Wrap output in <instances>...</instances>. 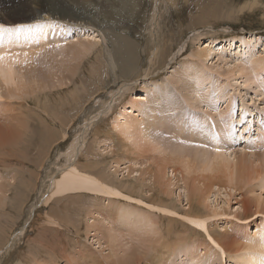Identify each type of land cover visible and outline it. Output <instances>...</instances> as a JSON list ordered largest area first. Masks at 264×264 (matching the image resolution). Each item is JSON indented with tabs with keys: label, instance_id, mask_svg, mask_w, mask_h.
Masks as SVG:
<instances>
[{
	"label": "rangeland",
	"instance_id": "rangeland-1",
	"mask_svg": "<svg viewBox=\"0 0 264 264\" xmlns=\"http://www.w3.org/2000/svg\"><path fill=\"white\" fill-rule=\"evenodd\" d=\"M51 1L47 0L46 12H43V17L60 20L59 17H56V14H61L59 13L60 8L55 3L51 5L49 3ZM58 1L56 0V2ZM69 2L78 12L80 21L71 23L64 20L66 22L62 24L65 27V31L61 37L65 35L66 39L60 41L55 39L53 41L58 35H52L54 38H50L51 42L44 47L45 49L39 50L35 58L30 61L31 70L27 72L24 62L16 64L13 75L6 82L3 81V86L0 87V104L9 105L10 107L8 108L10 111L8 109L0 110V123L6 121L4 119L6 115L16 116L21 111L22 116L19 115V119L16 121H24L29 127L26 130L27 133L19 138L20 141H26V143L19 146L13 141L11 144L0 147V153L3 151L6 153L3 158L4 160L0 159V173L5 175L7 168H10H6L5 166H13L14 164L13 167L17 170V179L15 178L13 182L15 184H10V192L7 191L3 196H0V202L3 201L0 203V248L10 242L14 237V233L24 226V234L16 237L17 239H14L3 251V254L0 255V264H34L35 262L45 264L46 261V264H52L53 260L51 259L56 260L55 264H73V261L70 263L65 262L62 256H66L69 253L77 255V251H83V247L86 246L87 250L91 252L86 253L83 251L84 254L80 257L81 260L77 257L81 264H106L107 261L105 259L109 255L104 254L109 253L113 244H110L103 235L97 234L94 231L86 234V224L90 223L87 219L86 211L89 207L92 208L91 204L98 205L97 209H99L103 217L108 216L106 223L104 221L102 223H105L107 226V222L109 221L110 226L114 229L111 233L116 236L114 238L115 247L131 251L135 249L133 247L137 248L139 246L140 251L144 250V259H146V256L147 259L149 258L147 264H161L163 262L161 260L163 254L165 256L163 260H169L163 264H233L232 261L226 258V255L220 256L213 242L197 227L187 224L182 218L183 216L177 214L172 216L160 211L157 207L151 208L149 205H157L164 208L167 204L165 208L174 210L179 214H184V210L189 205L190 209L200 210L206 213L208 217H211L208 220L211 227L209 229H212L217 236H222V233H224L226 236L223 238L228 236L234 240L241 238L235 240L239 243L242 241V238L245 239V236L250 233L252 234L260 225V219L264 217V213L260 211L257 213L253 210L254 207L264 205V82L260 80L261 78L264 79V63L262 61H257L256 63L253 59L248 61L247 56L248 54H252L250 48L253 49L254 46L256 55L264 53V0H172V3L169 1L168 8L165 6L160 7V12L162 13L160 21V27L163 29L162 34L172 33V36H167L164 40V44H166L165 48L168 46L172 50H168L170 53H168L169 55L164 59V62L157 63L154 67L152 66L150 74L148 73L146 79H141V77L143 75V68L147 67L150 51L153 49L149 20L155 0H69ZM7 10L4 12L0 11V13L6 17ZM65 17L68 18L69 15L66 14ZM85 19L89 23H84L83 20ZM104 22L114 26V29H111L112 33L115 32V34L120 36L124 35L126 38L133 39L132 41L136 42L139 46L136 63L137 69L131 71L134 72L132 74L131 72L126 74V77H122L118 70L114 73L110 67L109 50L111 49V45L106 35L101 31V25ZM0 23L8 25L4 21ZM200 24L206 25L199 26ZM70 26L72 28L69 30ZM91 27L95 29L94 32L98 35L97 38L100 36L102 40L99 41L100 43H95L94 50L92 49L89 53L91 55L88 54L87 56L77 58V61L81 63L75 61L76 59L73 60L71 54L69 56L65 51L60 50V48H64L69 44L72 45L77 39L81 41L83 38H86L84 30L88 31ZM198 27L200 29L199 32L194 34L198 31L195 30ZM230 38L235 39L234 46L230 50H228V46L222 48L221 51H224V53L222 52L220 60H218V55L214 53V49L207 59H200L193 54V50L208 48L206 45L210 40L220 42ZM73 39L74 41L69 43ZM239 39L244 40L245 43L251 41L249 45L252 43V47L248 46V44L247 46L245 45L247 51L241 56L244 59L239 61L242 66L247 67V70L243 71V73L235 70L232 72L233 63L231 61H233L232 59L236 60L240 54L239 50L243 51L244 48V46L240 45ZM67 43L69 44L67 45ZM45 55L55 57L52 59V63L44 59L43 56ZM171 56L172 60H169ZM157 61L159 62V60ZM65 66H67V71H65ZM71 66H74L76 69L74 73L71 72ZM184 66L188 67L189 76H181L185 75L182 73L184 72ZM249 67L256 71L257 76H254V71L250 70ZM178 68L179 70H176V73H174V69ZM22 69L25 71L24 74L22 73ZM181 70L183 71L180 72ZM228 71L232 72H229L231 76L227 75ZM194 73L201 74L200 76L197 74L196 77V75H192ZM249 73L253 76L251 84L244 81L245 76L249 75ZM74 74L75 76H73ZM258 74L260 75V79ZM168 75L169 77H167ZM179 76L182 79L180 77L179 82H177L178 78L176 77ZM134 78H139V83L129 85L125 89L126 91L120 94L112 104L110 108L111 113L109 111L105 114V117L101 116L94 121V125L85 136V147L83 154L79 157V163H81L80 165L83 170L94 174L104 183L114 185L123 194H127L132 198L137 197L135 199L140 202L123 197L106 196L103 194L101 196L84 191L80 194L69 193L59 196L57 199H50V202L48 201V204L44 206L41 200L49 185V178L55 172L57 166L63 163V153L66 150L67 144L73 140V132L76 134L81 130L84 120L95 114L110 100L111 96L115 93L116 86L114 87V85L118 82V85H120V83L128 82ZM255 79H258L262 86ZM145 82L152 87V90L142 99L143 109L140 107V116L138 118L141 121L140 123H145L143 124L145 125L144 129H146L144 130L146 136V140L144 141H147L148 146H143L141 149H136L135 147L131 149V146L130 148L126 146L121 135H117L113 130L110 131L108 129L114 123L112 120L118 115V110L124 108L123 105L129 98H136L135 95L138 97L141 85ZM196 84L199 86L196 87ZM256 84L260 88V91L263 90V93L259 91ZM189 85L192 89H190ZM7 88L14 90L15 96H17L15 97L16 100L11 97L9 99V96L12 95L7 94L9 93ZM198 88L201 89L202 93L206 92L209 94V98L208 96L205 98H208L207 101H204L203 95L200 94L201 92H199L200 89ZM256 89L262 96L258 97L255 94L257 92ZM153 93L156 94L154 95ZM18 95H22V98H19ZM74 95L77 98L72 99ZM198 96H201V98ZM149 98L151 99L149 100ZM156 98H161L162 101L157 102L159 100H156ZM147 99L149 102L152 101V103H148ZM4 100L6 101L5 103H3ZM144 102H146V105ZM170 102L171 104H169ZM124 106L125 108H129L126 105ZM147 106L153 109H149ZM165 106L167 108H163ZM165 117L169 119L165 120ZM146 120L150 122L147 123ZM161 120L164 122L159 123L158 121L161 122ZM65 121L68 122L65 123ZM225 125H227V128ZM7 126H12V122L0 124V136L4 135L3 133H7V131L5 132ZM17 127L15 126V128ZM100 129H103V131H100ZM22 130L25 131V129ZM106 144L110 145L107 147ZM10 146L14 147L13 151L17 148L19 151L27 153V157L25 156L23 159L18 160L10 150ZM150 146L157 147L158 149H153ZM100 147L104 149H101V151ZM36 150L39 151L38 156L31 157L30 154ZM42 151L44 154L45 152L47 154L44 155ZM179 154L184 157L187 156L186 162H188L182 161V157ZM174 156L179 158L176 159L177 164L172 161L175 160ZM33 157H35V160ZM254 157H257V160ZM241 158L244 160V163H241ZM87 160H93L95 166L93 167L92 164L87 165ZM239 160L240 164H244L245 168H242L243 166L239 164ZM117 161L121 167L128 165L130 168H133V170L131 169L132 172L126 175V173L121 174V172L114 171L112 164ZM2 162H4L3 165L1 164ZM19 162H23V168L15 167L19 165ZM167 164L176 166L175 168L179 167L180 171L176 170L175 175L174 173L171 174L172 168L164 170ZM257 170L260 172L259 174ZM162 175L164 176L161 177ZM216 176H221L219 185L222 187L217 186V183H213L214 180H218L219 178L215 179ZM229 180L232 182L231 185L234 184L233 186L227 183ZM165 181L166 183H170L167 188ZM211 182L214 186L209 187ZM198 183L201 187H204L203 192L201 187L198 188L200 186ZM192 187H194V190L195 187L199 189L198 196L192 195L194 191ZM161 189L164 191L168 189L169 193H167L169 195L163 193ZM13 194L14 196H12ZM199 194L205 197H199ZM197 197L199 201H197ZM163 200L165 204L161 202ZM243 200L252 204V207L247 210V214L245 213V215L241 207ZM199 203L201 204L200 206ZM107 206L109 209L113 208V211L117 209H120V212L125 211V215H130L131 224L123 220L124 217L115 218L109 212ZM61 209L64 211L62 212ZM32 211L35 213L33 212L32 214ZM103 213L105 214L103 215ZM138 216L141 219L144 217L146 223L142 222ZM49 217H54L59 224H51ZM113 218L115 219L112 220ZM172 218L175 221H172ZM138 219H140L139 221L143 225L139 222L137 223ZM183 223L194 229L195 233L186 230L182 225ZM136 228H139L144 233V238L141 236V240L131 239L130 237L129 233L141 232L140 230H136ZM39 233H42V235ZM145 233L149 236H145ZM240 234H242L241 237ZM34 236L38 237V239L45 237L49 241L46 242L47 248L41 247L38 250L39 256L38 253L36 255L30 251L33 250L31 246L33 243L30 244V240H36ZM90 239L94 242L97 240L96 242L98 243L96 244H100V249H98L102 253H99L100 251L91 243ZM144 241L146 243L148 241L147 245L149 246ZM221 241H226V238ZM50 242L52 245H50ZM138 243H141V245H138ZM165 246L169 247L165 249ZM146 252L151 253L146 255ZM227 252L232 254L231 251ZM152 253L155 254V259ZM190 253H193V255L191 256ZM204 253L207 254L205 255ZM33 255H35L34 257L37 261H34ZM156 255L159 256L157 257ZM189 255L192 260L190 257L188 258ZM159 257L161 261H158ZM89 258H91L90 261ZM48 260L50 261L48 262ZM87 260L89 263H87ZM97 260L100 263H96ZM101 260H103V263H101ZM155 261H158V263H154ZM138 264L142 263L139 262Z\"/></svg>",
	"mask_w": 264,
	"mask_h": 264
},
{
	"label": "bare ground",
	"instance_id": "bare-ground-1",
	"mask_svg": "<svg viewBox=\"0 0 264 264\" xmlns=\"http://www.w3.org/2000/svg\"><path fill=\"white\" fill-rule=\"evenodd\" d=\"M172 3V0H155V3L153 5V8H152V12H151V17H150V20H149V23H150V30H151V34H152V42H153V49H151L150 51V55L147 59V67H144L143 70H142V77L141 79H146V77H148V73L150 72V69L152 68V66L154 67L157 63H161V62H164V59H166L167 55H169L168 53H170L168 50H172V48H168V46H166L165 48V45L164 44V40L165 38L168 36H172V33H168V34H162V30L161 27H160V21H161V17H162V13L160 12V7H166L168 8L169 7V4L170 2ZM46 3L47 0H0V6H3V7H0V11H6L7 9V13L5 14L6 17H4V14H1L0 13V22H6L8 23V25H4L5 27H10V28H13L15 29L17 26H24L19 32H16V31H13L12 33H4V36H3V39L0 40V54H5V53H10L11 55L5 59L4 61L0 62V87L3 86V81H7L14 73V67L16 64L20 63V62H24L25 65H26V70L27 72H29L31 70L30 68V61H32L34 58H35V55L38 54L39 50H43L44 47H46L51 41L50 38H54V36L52 35H58L57 38L55 37L53 39V41H55V39H57V41H60L62 39H66L65 35L61 37V35L64 33L65 31V27L62 23L66 22L64 20H67L68 22H75V21H80L79 20V16H78V12L75 10V7L69 2V0H59L58 2H56V0H52L51 2H49L51 5L52 4H57L60 8L59 10V13L61 14H56V17H59L60 20H56L54 18H51V17H43V12H46ZM175 5V4H174ZM54 14V13H53ZM68 14L69 17L66 18L65 15ZM215 15V13H213ZM208 15V14H207ZM46 16V15H45ZM63 19V20H62ZM82 19V18H81ZM84 19V18H83ZM219 19V18H218ZM221 20V19H220ZM82 21V20H81ZM84 23H89L86 19L83 20ZM210 21V20H209ZM1 24V23H0ZM77 24V23H76ZM72 25V24H71ZM203 25H206V24H200L199 26H203ZM208 25V24H207ZM166 26V25H165ZM114 26H111L107 23L104 22L103 25H101V31L102 33H104L107 37V39L109 40V43L111 45V49L109 50V62H110V67L112 69V71L115 73L116 70H118L120 73H121V76L122 77H126V74H128L129 72L133 71L134 69H137V66H136V63H137V59H138V44L134 41H132L131 39H129L128 37L126 38V36L124 37V35L120 36L118 34H115L111 32V29L113 28ZM163 27V26H162ZM72 27L70 26V28H68L69 30L71 29ZM100 28V27H99ZM74 29V28H73ZM114 29V28H113ZM95 29H92V27L90 28V30L88 31H85L84 30V35L86 38H83V40L79 41V39L76 40V42H74L72 45L69 44L71 42L74 41L71 40L69 41V43H67L68 46H65L64 48H60L61 51H65V53L71 54V58L75 61H77V58H80L82 56H87L91 50L93 49L94 50V45L96 42H99L101 39V37L94 32ZM97 30V29H96ZM195 30H198L196 31L194 34H197L199 32V27L198 29L196 28ZM77 31V30H76ZM67 32V31H66ZM65 32V33H66ZM194 32V31H193ZM67 34V33H66ZM77 34V33H76ZM82 36V35H81ZM68 37V36H67ZM79 38V37H78ZM89 39H92V40H89ZM169 39V38H168ZM171 39V38H170ZM252 39V38H251ZM56 41V42H57ZM257 41V40H256ZM102 42V41H101ZM239 42H240V45L241 46H244L243 48V51L240 49L239 50V55L238 57L235 59H232L233 61H231L233 63L232 65V72L233 70L235 71H238L239 73H243V71L247 70V67H244L240 64L239 61H242V59H244L243 56L245 54V52L247 51L245 45L247 46H251L249 45V43H245L244 40L242 39H239ZM100 43V42H99ZM98 43V44H99ZM104 43V42H103ZM228 43V44H226ZM234 43H235V39L234 38H230V39H227V40H222L220 42H216V40H210L208 42V44L206 45L208 48H201L199 50H193V54L196 55L197 57H199L200 59H207V57L210 55L211 51L213 50L214 53H216V55H218V60H220V56L224 53V51H221L222 48L228 46V50H230L231 47L234 46ZM255 44V43H254ZM104 45V44H103ZM98 46V45H96ZM252 47V46H251ZM255 47V46H254ZM253 47L250 48L252 51L251 53L252 54H248L247 56V60L248 61H251L252 59L255 60L254 62L257 63V61H262L264 63V53H262V55H259L257 54L256 55V50L255 48ZM239 48V47H238ZM45 49V48H44ZM226 49V48H225ZM227 50V49H226ZM45 51V50H44ZM182 51V50H180ZM103 52V50H102ZM223 52V53H222ZM250 53V51H249ZM18 54V55H17ZM192 54V55H193ZM91 55V54H89ZM44 59H46V61H50V63H52V59H54L55 57L52 56V55H45L43 56ZM60 57V56H59ZM61 58V57H60ZM84 58V57H83ZM172 60V56L169 58V60ZM69 60H70V57H69ZM91 60V59H90ZM159 60V62L157 61ZM72 61V60H71ZM92 61V60H91ZM78 63H81L80 61H77ZM171 62V61H170ZM243 63V62H242ZM252 63V62H251ZM255 63V64H256ZM253 64V63H252ZM254 64V65H255ZM261 64V63H260ZM259 65V64H258ZM260 66V65H259ZM66 67V70L67 71V66ZM169 67V66H168ZM90 68V67H89ZM92 68V67H91ZM187 66H184L183 67V70L184 72H182L183 70H181L180 72L184 73L185 75H181V76H187L189 74L188 70H187ZM250 69V67H249ZM75 67L74 66H71V72L74 73L75 71ZM87 70V69H86ZM174 73H176V70L178 71V69H174ZM252 70V68L250 69ZM260 70V69H259ZM89 71V70H88ZM152 71V70H151ZM172 71V70H171ZM254 71V73L256 72L255 70H252ZM261 71V70H260ZM259 71V72H260ZM70 72V73H71ZM87 72V71H86ZM195 72V71H194ZM231 71H228L227 75L231 76V73H229ZM22 73L24 74L25 71L24 69H22ZM77 73V72H76ZM88 73V72H87ZM111 73V72H110ZM119 73V74H120ZM134 73V72H131V74ZM140 73V72H139ZM172 73V72H170ZM150 74V73H149ZM179 75V73H177ZM198 76H200L199 73H197ZM197 74H192L193 76L196 75L197 77ZM116 76V74H114ZM177 75V76H178ZM247 75V74H246ZM253 75V74H252ZM75 76V74L73 75ZM176 77L178 78L177 82H179V79L180 77ZM189 76V75H188ZM254 76H257V74L255 73ZM260 75L258 74V77ZM133 77V76H132ZM169 77V75L167 76ZM172 77V75H171ZM262 77V76H261ZM195 78V77H194ZM257 78V77H256ZM174 79V78H173ZM171 79V80H173ZM182 79V77H181ZM189 79V77H188ZM191 79V78H190ZM201 79V78H199ZM260 79V77H259ZM192 80V79H191ZM202 80V79H201ZM256 80V79H255ZM258 80V79H257ZM256 80V82H257ZM261 82L263 80L264 82V79L261 78L260 79ZM46 81V80H44ZM72 81V80H71ZM117 81V80H116ZM139 81V78H134V79H131L130 81L128 82H123V83H120L119 82L114 85L115 87V93L111 96L110 100L103 105V107L101 109H99L95 114H93L92 116H90L88 119L84 120L83 124H82V128L81 130H79L76 134L73 132V140L71 142H69L67 144V147H66V150L64 151L63 153V156H64V160H63V163H61L60 165L57 166L55 172L50 176L49 178V185L47 186V189L45 191V193L43 194V197H42V200H41V203L44 204V206L46 204H48V201L50 202V199H57V197L59 196H63V195H67L69 193H81V192H84V191H89L90 193H96V194H99L101 196L103 195H106V196H117V197H123L125 199H128V200H134V201H138L140 202L139 200H136L135 198H132L130 196H128L127 194H123L119 188L115 187L114 185L110 184V183H104L102 182L97 176H95L94 174L88 172V171H85L81 168V163H79V157L83 154V149H84V144H85V136L86 134L89 133V130L92 128V126L94 125V121L97 120V118L99 117H105V114H107L109 111H110V108L112 106V104L116 101L117 97L122 94L124 91H126L125 89L130 85H133L135 83H137ZM174 81V80H173ZM183 81V80H182ZM181 81V83H182ZM244 81H247L248 84H251L253 82V76H251V74L249 73V75L245 76V79ZM259 81V80H258ZM202 82V81H201ZM204 82V80H203ZM260 82V81H259ZM258 84L261 85V82ZM139 83V82H138ZM143 83V82H142ZM141 83V84H142ZM200 83V82H199ZM176 84V82H175ZM184 84V82H183ZM186 84V82H185ZM263 84V83H262ZM113 85V84H112ZM178 85V84H177ZM117 86H118V89H117ZM190 86V85H189ZM199 85L196 84V87H198ZM201 86V85H200ZM257 86V84H256ZM262 86V85H261ZM260 86V87H261ZM264 86V84H263ZM181 87V86H180ZM187 87V85H186ZM189 88V87H187ZM257 88H259L257 86ZM1 89V88H0ZM9 91V93L7 94H11L12 96H9V99L11 98H15L17 96H15V93H14V90L11 89V88H7ZM6 89V90H7ZM184 89V88H183ZM190 89L191 86H190ZM189 89V90H190ZM200 89V88H198ZM207 89V88H206ZM24 90V89H23ZM152 90V87L149 86L146 82L144 84L141 85V90H140V94H138V97L137 95H135L136 98L134 97H131L129 98V100L127 102H125L124 105H126V107H129V108H125V106L123 105V109L122 110H118L119 112L117 113L118 115L117 116H112L114 117V119L112 120V126L110 129V131H114L115 133H117V135H121L122 139L125 141V144L126 146H128L130 148L131 146V149L133 147H135L136 149H141L143 146H148L147 144V141H144L146 140V136L144 134V126L143 124L145 123H140L141 121H139L140 119L138 118L140 116L139 114V110H140V107L142 108L143 107V104H142V99H144L148 92ZM182 90V89H181ZM194 90V89H193ZM264 90V89H263ZM263 90L260 91V88H259V91L263 93ZM88 91V90H87ZM187 91V89H186ZM207 91V90H206ZM257 91V89H256ZM35 92V91H34ZM33 92V93H34ZM41 92V91H40ZM163 92V90H162ZM201 92V89L200 91ZM260 92H255V94L260 97V95L262 96V94H260ZM36 93V92H35ZM210 93V92H209ZM1 94H2V90H1ZM109 94V93H108ZM154 94V93H153ZM156 94V93H155ZM154 94V95H155ZM158 94V93H157ZM161 94V93H160ZM163 94V93H162ZM170 94V93H169ZM167 94V95H169ZM200 94L203 95V99L204 101L208 100L209 98V94L206 93V92H201ZM264 94V93H263ZM5 95V94H4ZM111 95V93H110ZM201 95V96H202ZM212 95V94H211ZM3 96V95H2ZM6 96V95H5ZM22 96V95H21ZM21 96L18 95V97L20 98ZM150 96V95H149ZM191 96V94H190ZM201 96H198L199 98H201ZM206 96H208L207 99ZM11 97V98H10ZM26 97V96H25ZM151 97V96H150ZM154 97V96H153ZM159 97V96H157ZM161 97V96H160ZM172 97V96H171ZM194 97V96H193ZM264 97V96H263ZM5 98V97H3ZM18 98V99H19ZM22 98V97H21ZM77 98V96H73L72 99H75ZM151 98H149L150 100ZM211 99V98H210ZM221 99V98H219ZM16 100V98H15ZM148 100V99H147ZM149 100L147 101L148 103H152V101L149 102ZM156 100H159L157 102H160L161 98L157 99ZM199 100V99H198ZM71 101V100H70ZM73 101V100H72ZM97 101V100H96ZM162 101V100H161ZM186 101V100H185ZM212 101V100H211ZM6 101L4 100L3 103H5ZM192 102V101H191ZM202 102V101H201ZM210 102V101H209ZM220 102V101H219ZM97 103V102H96ZM166 103V101H165ZM190 103V102H189ZM205 104H207L206 102H204ZM142 104V105H141ZM144 104L146 105V102H144ZM153 104H154V101H153ZM152 104V105H153ZM160 104V103H159ZM171 104V102L169 103ZM141 105V106H140ZM151 105V106H152ZM167 105V104H165ZM227 105V104H226ZM190 106V105H189ZM208 106V104L206 105ZM145 107V106H144ZM149 107V106H147ZM162 107V106H161ZM159 107V108H161ZM168 107V105H167ZM166 106L163 107V108H167ZM225 107V106H224ZM223 107V108H224ZM9 107V105H3V104H0V110H7ZM152 108V107H151ZM149 107V109H151ZM13 109V108H12ZM128 109V110H127ZM143 109V108H142ZM146 109V108H145ZM148 109V110H149ZM153 109V108H152ZM9 110V109H8ZM14 110V109H13ZM11 110V111H13ZM20 110V109H19ZM228 110V109H226ZM10 111V110H9ZM147 111V110H145ZM153 111H156V110H153ZM164 111V109H163ZM166 111V109H165ZM151 112V111H150ZM221 112V111H219ZM229 112V110H228ZM11 113V112H10ZM15 113V112H14ZM13 113V114H14ZM46 113V112H45ZM111 113V111H110ZM153 113V112H151ZM172 113V112H171ZM223 113V112H222ZM225 113V112H224ZM2 114V113H1ZM6 114V113H5ZM12 114V113H11ZM18 114V112H17ZM147 114V113H146ZM15 115V114H14ZM19 115L22 116V113L21 111H19ZM19 115H16V116H12V115H6V117L4 118L6 121L3 123H11L12 122V126H7L5 132L7 131V133H3L4 135L0 136V147L2 145H6V144H11L13 143V141L15 142L16 145H19L21 146L22 144L26 143V141H20L19 138H21V136H23L26 132V130L29 128L27 126V124H25L24 121H16L19 119ZM145 115V113H144ZM218 115V114H217ZM24 116V115H23ZM148 116V115H146ZM4 117V116H3ZM107 117V116H106ZM151 117H152V114H151ZM1 118H2V115H1ZM23 118V117H22ZM25 118V117H24ZM60 118V117H59ZM167 119V117H165ZM146 119V117H145ZM63 120V119H62ZM68 120V119H67ZM148 120H149V117H148ZM147 121V123H149L150 121ZM151 120V119H150ZM164 120V119H163ZM172 120V119H171ZM170 120V121H171ZM209 120V119H208ZM1 121V119H0ZM153 121V119H152ZM151 121V122H152ZM68 122V121H67ZM65 121V123H67ZM71 122V121H70ZM159 123H163L162 120L161 122L158 121ZM204 122V121H202ZM225 122V121H224ZM3 123H0L3 125ZM24 123V124H22ZM179 123V122H178ZM70 124V123H69ZM115 127H114V125ZM153 124V123H151ZM158 124V123H157ZM8 125V124H7ZM150 125V124H149ZM169 125V124H168ZM172 125V124H171ZM15 126L17 128H15ZM68 126V125H67ZM77 126V125H76ZM153 126V125H152ZM177 126V125H176ZM221 126V124H220ZM224 126V125H223ZM226 128H227V125H225ZM13 127V128H11ZM100 127V126H99ZM150 127V126H149ZM36 128V127H35ZM109 128V127H108ZM146 128V127H145ZM160 128V127H159ZM220 128V127H218ZM22 129H25V131H23ZM155 129V128H154ZM223 129V128H222ZM48 130V129H47ZM75 130V129H74ZM73 130V131H74ZM156 130L158 131V129L156 128ZM219 130V129H218ZM221 130V128H220ZM52 131V130H51ZM100 131H103V129ZM160 131V130H159ZM49 132V131H48ZM47 132V133H48ZM225 132V131H224ZM223 132V133H224ZM228 132V131H227ZM52 133V132H51ZM57 134V133H56ZM230 134V133H229ZM112 135V134H111ZM221 135V134H220ZM54 136V135H53ZM56 136V135H55ZM66 136V135H65ZM111 137V136H110ZM46 138V137H45ZM54 138V137H53ZM56 138V137H55ZM113 138V136H112ZM171 138V136H170ZM221 138V137H220ZM51 139V138H50ZM62 139H65V138H62ZM223 139V138H221ZM100 141V140H99ZM51 142V141H50ZM101 142V141H100ZM103 142H105L103 140ZM52 143V142H51ZM102 143V142H101ZM50 144V143H49ZM105 144V143H104ZM107 147L110 145V144H106ZM98 147V146H97ZM151 148L153 149H158L157 147H152L150 146ZM16 148V147H15ZM101 149H104L102 147H100V150ZM10 150L13 152V155L18 158V160H21L23 159L25 156L27 157V153L25 152H21L19 151L17 148L15 151L14 150V147H11L10 146ZM107 150V149H106ZM155 150V151H156ZM50 151V150H49ZM102 151V150H101ZM105 151V150H103ZM152 151V149H151ZM8 152V151H7ZM43 152V151H42ZM56 152V151H55ZM109 152H111L109 150ZM181 153V152H180ZM1 156H0V159L2 160L5 156V152H1L0 153ZM39 154V151L36 150L35 152H32L30 155L31 157L32 156H35ZM44 154V152H43ZM45 154H47L45 152ZM44 154V155H45ZM49 154V153H48ZM56 154V153H55ZM62 154V153H60ZM52 155V154H51ZM136 155V154H135ZM181 155V154H179ZM216 155V154H215ZM220 155V154H219ZM218 155V156H219ZM38 156V155H37ZM36 156V157H37ZM48 156V155H47ZM46 156V157H47ZM86 156V155H85ZM104 156V155H103ZM30 157V159H31ZM44 157V156H43ZM59 157V156H58ZM115 157V156H114ZM181 159L182 161L186 162L187 160V156L184 157L183 155H181ZM8 158V157H7ZM20 158V159H19ZM35 157H33L34 159ZM42 158V157H41ZM86 158V157H85ZM175 160H172L173 162H176V159H179L177 157H173ZM256 158L257 160V157H254V159ZM28 159V158H27ZM29 159V160H30ZM40 159V158H38ZM63 159V158H62ZM4 160V159H3ZM35 160V159H34ZM41 160V159H40ZM44 160V159H43ZM121 160V159H120ZM119 160V161H120ZM171 160V158H170ZM241 160V163H244L242 160V158L240 159ZM240 160L238 161L239 164H240ZM261 160V159H260ZM9 161V160H8ZM178 161V160H177ZM180 161V160H179ZM33 162V161H32ZM87 165H93V167L95 166V163L94 161H90V160H87ZM118 162V161H117ZM114 162L112 164V168L114 171L116 172H121V174L123 173H126V175L130 174L133 170V168H130L128 165H125L123 167H121L119 165V162ZM172 162V164H173ZM188 162V161H187ZM186 162V163H187ZM246 162V161H245ZM39 163V161H38ZM42 163V162H41ZM40 163V164H41ZM44 163H45V160H44ZM125 163V161H124ZM2 165L4 164V162L1 163ZM8 164V163H7ZM14 164V163H13ZM43 164V163H42ZM132 164V163H131ZM15 165V164H14ZM13 165V166H14ZM86 165V164H85ZM241 166H243L242 164H240ZM13 166H5L6 168L7 167H10V168H7V171H6V174H2L0 173V196H3L7 191H9V188H10V184H15L13 183L15 181V178L17 179L16 177V174H17V170L14 169ZM41 166V165H40ZM43 166V165H42ZM15 167H20V168H23L24 167V164L23 162H19V165L18 166H15ZM55 167V166H54ZM176 166H172L171 164H167V166L164 167V170L169 169V168H172L171 169V174L174 173V175L176 174V170L177 171H180L179 167L178 168H175ZM242 168H245L244 166ZM41 169V168H40ZM132 169V170H131ZM179 169V170H178ZM92 170V169H91ZM218 171V170H216ZM26 172V171H24ZM180 173V172H179ZM256 173V171H255ZM257 173L259 174L260 172L257 170ZM136 174V173H135ZM165 174V172H164ZM24 175V173H23ZM39 175V174H38ZM101 175V174H100ZM164 175H162L161 177H163ZM183 177V175H182ZM219 176H216V178H218ZM221 177V176H220ZM220 177L218 178V180H214L213 183L216 184L217 183V186H220L219 185V182H221ZM237 179V178H236ZM23 180V179H22ZM160 180V179H159ZM165 180V179H164ZM238 180V179H237ZM25 181V180H24ZM126 181V180H125ZM216 181V182H215ZM232 181V179H231ZM230 180L227 182L229 185H231V182ZM240 181V179H239ZM242 181V180H241ZM31 182V181H30ZM127 182V181H126ZM224 182V181H223ZM238 182V181H237ZM236 182V183H237ZM24 183V182H23ZM161 183V182H160ZM211 182V185L209 184V187H212V185L214 186ZM45 184V183H44ZM43 184V185H44ZM130 184V183H129ZM138 184V183H137ZM164 184V183H163ZM199 184V183H198ZM197 184V185H198ZM158 185V184H157ZM162 185V184H160ZM165 185H166V188L169 187L170 183H166L165 181ZM200 185V184H199ZM234 185V184H233ZM231 185V186H233ZM196 186V185H195ZM236 186V185H235ZM17 187V186H16ZM200 186H198V188H200ZM216 187V185H215ZM222 187V186H220ZM137 188V187H136ZM162 188V187H161ZM193 188V189H192ZM191 189L194 190V187H192ZM202 189V192H203V186L201 187ZM236 188V187H235ZM17 189V188H16ZM140 189V188H139ZM165 189V188H164ZM169 189V188H168ZM167 189V191H163V193H165L166 195H169V190ZM190 189V190H191ZM209 189V188H207ZM166 190V189H165ZM41 191V190H40ZM181 191V190H180ZM179 191V192H180ZM219 191V190H218ZM10 192V191H9ZM168 192V193H167ZM186 192V191H185ZM199 189H197L195 187V190L193 191L192 195H196L198 196V193H199ZM217 192V191H216ZM42 193V192H41ZM142 193V192H141ZM187 193V192H186ZM219 193V192H218ZM22 194V192H21ZM103 194V195H102ZM144 194V193H143ZM148 194V193H147ZM189 194V193H188ZM187 194V195H188ZM205 195V193H203ZM136 195V194H135ZM149 195V194H148ZM186 195V197H188ZM204 195H201L199 194V197L203 196V198L205 197ZM14 196V194L12 195ZM7 198V196H5ZM134 197V196H133ZM167 197V196H166ZM23 198V197H22ZM63 198V197H62ZM103 198V197H102ZM160 198V197H159ZM198 198V197H197ZM203 198H201L203 200ZM13 199V198H12ZM19 199V198H18ZM64 199V198H63ZM62 199V201H63ZM100 200V199H99ZM110 200V199H109ZM201 200V202H202ZM21 201V200H20ZM61 201V200H60ZM67 201V200H66ZM158 201V200H157ZM160 201V200H159ZM199 201V198L198 200ZM205 201V200H203ZM3 201H1L0 203H2ZM84 202V201H83ZM156 202V201H155ZM161 202H165L164 200L161 201ZM190 203V201H188ZM206 202V201H205ZM203 202V203H205ZM31 203V202H30ZM59 203V202H58ZM65 204H67L65 201H64ZM120 203V202H118ZM130 203V202H129ZM157 203V202H156ZM168 203V202H167ZM18 204V203H17ZM22 204V202H21ZM62 204V203H61ZM59 204V205H61ZM64 204V205H65ZM78 204V203H77ZM99 204V203H97ZM115 204V203H114ZM165 204V203H164ZM64 205H63V208H64ZM110 205V204H109ZM162 205V204H161ZM167 205V204H166ZM165 205V206H166ZM196 205V204H195ZM201 204L199 203V206ZM21 206V205H20ZM67 206V205H66ZM92 208L89 207V209H87L86 211V214H87V219L89 220L90 223H87L86 224V228H87V233H89L90 231H94L96 232L97 234H101L103 235L107 241L111 244H113L111 250L109 251V253L107 252L106 254L104 255H109L106 259L105 257H103V259H105L106 264H138L139 262H141L142 264H147L148 262V259H147V256H146V259H144V250L142 249V251H140L138 248L139 246L138 245H141V243L139 244L138 243V247H133L135 249L131 250V251H128L126 250L125 248H121V249H118L115 247V244H114V238L116 237L115 234H112L111 231H113L114 229H112V227L110 226V222L108 221L107 222V226L105 225L106 223V219L107 217H103L101 215V212L99 211L98 208V205H92ZM151 208H159L160 211L164 212V213H167V214H171L172 216L175 214L177 215H181L183 216L182 218L186 221L187 224L189 225H194V227H197L201 232H203L205 234V236L210 239L213 244L217 247V250H218V253L220 256H224L226 255L228 258V260L232 261L233 264H264V224L262 222V220L264 219V217L261 220L260 222V225L258 226V228L251 234L245 236V239L242 238V241L239 243L238 241H235V240H239V239H232V238H229L230 236L228 237H225L226 238V241H221L225 238H223L224 236V233H222V236H217L213 230L209 229L211 228L210 227V224L208 223V220H210L211 217H208L206 213H203L202 211L200 210H193V209H190V206L188 205V207L184 210L185 212H183L184 214H179L177 213L176 211L174 210H171V209H167L165 208H162L160 206H152V205H149ZM206 206V205H204ZM257 206V205H256ZM59 207V206H58ZM210 207V206H209ZM215 207V206H214ZM220 207V206H219ZM241 207H242V210L244 211V215L245 213L247 212L248 209H250L252 207V204L251 202H248L246 200H243L242 201V204H241ZM22 208V206H21ZM75 208V207H74ZM100 208V206H99ZM108 208V206H107ZM115 208V207H114ZM197 208V207H196ZM213 208V207H211ZM113 208L109 209V212L115 217H119V218H123V220L125 221H128L129 224H131V219H130V215L127 216L125 215V211H121L120 212V209H117L116 211H113L112 210ZM211 210V209H210ZM215 210V209H214ZM253 210V208H252ZM23 211V209H22ZM49 211V210H48ZM62 211V209H61ZM64 211V210H63ZM62 211V212H63ZM216 211V210H215ZM255 212L259 213L260 212H263L264 213V205L263 206H257L256 208L254 207V210ZM34 211H32V214H33ZM106 212V211H105ZM128 212V211H127ZM130 212V211H129ZM205 212V211H204ZM206 212H208V210H206ZM251 212V211H250ZM254 212V213H255ZM35 213V212H34ZM241 213V212H240ZM239 213V214H240ZM253 213V214H254ZM41 214V213H40ZM44 214V213H43ZM105 213H103L104 215ZM206 214V215H204ZM218 214V213H217ZM247 214V213H246ZM250 214V213H249ZM256 214V213H255ZM209 215V214H208ZM213 216V214H211ZM216 215V214H215ZM243 215V216H244ZM263 215V214H262ZM30 216H31V213H30ZM50 216V215H49ZM133 216V215H132ZM240 216V215H238ZM248 216V215H247ZM256 216V215H254ZM26 217V216H25ZM44 217V216H43ZM179 217V216H178ZM31 218V217H29ZM50 218V217H49ZM115 218H113L112 220H114ZM138 218H140V216H138ZM213 218V217H212ZM46 219V218H45ZM70 219V218H69ZM135 219V218H134ZM141 219V218H140ZM140 219H138L137 223H141V221H139ZM144 219V220H143ZM168 219V218H167ZM31 220V219H30ZM50 220V221H49ZM48 221L51 223V224H56L59 222L56 221V219L54 217L50 218ZM63 220V219H62ZM87 220V221H88ZM119 220V219H118ZM117 220V221H118ZM122 220V219H121ZM142 222L144 221L146 223V220L144 217H142ZM174 219L172 218V221ZM33 221V220H32ZM31 221V222H32ZM64 221V220H63ZM68 221V220H67ZM105 222V223H102V222ZM175 221V220H174ZM236 221V220H235ZM264 221V220H263ZM44 222V221H43ZM62 222V221H61ZM66 222V221H64ZM171 222V221H170ZM46 223V222H45ZM48 223V222H47ZM115 223V222H114ZM229 223V222H228ZM49 224V223H48ZM65 224V223H64ZM62 224V225H64ZM70 224V223H69ZM68 224V225H69ZM116 224V223H115ZM133 224V223H132ZM185 223H183V227L186 229V230H189L190 232L192 233H195V230L194 229H191L190 227H188V225H184ZM57 225V224H56ZM61 225V224H60ZM67 225V224H66ZM141 225H143L141 223ZM147 225V224H146ZM231 225V224H230ZM242 225V224H241ZM23 226V225H22ZM21 226V227H22ZM81 226V224H80ZM232 226V225H231ZM24 227V226H23ZM20 228L18 229L15 233H14V237L12 238V240L10 242H8L5 246H3L2 248H0V255L3 254V251L7 248V246L14 240V239H17L16 237L20 236V235H23L24 234V228ZM130 227V226H129ZM132 227V226H131ZM182 227V228H183ZM128 228V227H127ZM133 228V227H132ZM169 228V227H168ZM167 228V229H168ZM15 229V228H14ZM32 229V228H31ZM54 229V228H52ZM77 229V228H76ZM42 230V229H41ZM135 230V229H133ZM136 230H140L139 228H136ZM169 230V229H168ZM81 231V230H80ZM141 231V230H140ZM142 232V231H141ZM141 232L138 233L137 232H133V233H129L130 234V237L131 239H136V240H141L144 233L142 232V235H141ZM160 232V231H159ZM199 232V231H198ZM237 232V231H236ZM37 233V232H36ZM171 233V232H170ZM40 235H42V233H39ZM94 234V233H93ZM147 233H145V236H149V235H146ZM180 234V233H179ZM230 234V233H229ZM238 234V232H237ZM236 234V236H237ZM248 234V232H247ZM39 235V236H40ZM160 235V234H159ZM162 235V233H161ZM178 235V234H177ZM200 235V233H199ZM202 235V234H201ZM234 235V234H232ZM242 234H240V237H241ZM142 236V237H141ZM35 237V236H34ZM42 237V236H41ZM179 237V236H178ZM183 237V236H182ZM198 237V236H197ZM233 237V236H232ZM36 240H30V244L33 243L32 246V249L33 250H30L32 251V254H36L38 253V250H40L41 247H44V248H47L46 247V242L48 241V239L46 240L45 237H42L40 239H38V237H35ZM48 238V237H47ZM141 238V239H140ZM144 238V237H143ZM151 238V237H150ZM235 238V237H234ZM196 239V238H195ZM158 240V239H157ZM178 240V239H177ZM204 240V239H202ZM209 240V241H210ZM52 241V240H51ZM88 241V240H87ZM91 243H93V245L96 246V248L98 249L100 247V244H96L98 242H94L93 240H91ZM89 241V242H90ZM153 241V240H152ZM201 241V240H200ZM49 242V241H48ZM139 242V241H138ZM145 242V241H144ZM192 242V241H191ZM44 243V244H43ZM51 243V242H50ZM162 243H164L162 241ZM171 243V242H170ZM199 243V242H198ZM197 243V244H198ZM145 244L147 245L148 244V241L147 243L145 242ZM174 244V243H173ZM192 244V243H191ZM201 244V243H200ZM52 245V243L50 244ZM55 245V244H54ZM92 245V244H91ZM144 245V246H146ZM30 246V247H31ZM49 246V245H47ZM90 246V245H89ZM149 246V245H147ZM159 246V245H158ZM201 246V245H199ZM166 247H169V246H165V249ZM198 247V245H197ZM157 248V247H156ZM95 249V248H94ZM100 249V248H99ZM98 249V250H99ZM170 249V248H169ZM153 251H155L154 249H152ZM196 250V248H195ZM231 251L232 254H230V252H227V251ZM83 251L86 252V253H89L91 252L90 250H87V246L86 247H83ZM82 250H78L77 251V255L74 254H68L66 256H62L63 257V260L65 262H72L73 261V264H81L79 262V259L77 257H81L84 252ZM100 252L99 253H102L101 250H99ZM150 251V250H149ZM152 251V252H153ZM167 251V250H166ZM193 251V250H192ZM204 251V250H203ZM206 251V250H205ZM194 252V251H193ZM217 252V251H216ZM151 252H146L145 254L149 255ZM156 253V252H155ZM168 253V251H167ZM49 254V253H47ZM54 254V253H53ZM153 254V253H152ZM158 254V253H157ZM163 254V253H162ZM189 254V253H188ZM191 256L193 255V253H190ZM198 254V253H197ZM205 255L207 253H204ZM40 254L38 253V256ZM155 254H153V257L155 259ZM164 255V254H163ZM162 255V259L159 257L158 261H163L161 262V264H163L164 262H168L169 260H166L164 261L163 260V256ZM209 255V254H208ZM212 255V254H211ZM30 256V255H29ZM35 255H33V259L34 261H37L35 260ZM36 256V257H38ZM157 257L159 255H156ZM204 256V255H203ZM51 257V256H50ZM56 257V256H55ZM190 257V255L188 256V258ZM199 257H201L199 255ZM85 258V257H84ZM186 258V257H185ZM191 258V257H190ZM221 258V257H220ZM224 258V257H223ZM225 258V259H226ZM51 259V258H50ZM144 259V260H142ZM161 259V260H160ZM53 260L51 263L55 264L56 263V260L54 259H51ZM81 260V258H80ZM91 260V258H89V261ZM100 260V259H99ZM188 260V259H187ZM190 260V259H189ZM192 260V258H191ZM201 260V259H200ZM28 261V260H27ZM50 260H48L49 262ZM103 263V260H101ZM158 261H155L154 263H158ZM150 262V261H149ZM152 262V261H151ZM28 263V262H27ZM32 263V261H31ZM34 263V262H33ZM38 264V262H35L34 264ZM47 263V261H46ZM45 263V264H46ZM87 263L88 260H87ZM96 263H100V261ZM221 263V262H220ZM24 264V263H23ZM160 264V263H158ZM191 264V263H190Z\"/></svg>",
	"mask_w": 264,
	"mask_h": 264
},
{
	"label": "snow or ice",
	"instance_id": "snow-or-ice-1",
	"mask_svg": "<svg viewBox=\"0 0 264 264\" xmlns=\"http://www.w3.org/2000/svg\"><path fill=\"white\" fill-rule=\"evenodd\" d=\"M23 27L24 26H17L15 29H13L10 27H5L3 24H0V40L3 39L4 33H12L13 31L19 32ZM10 55V53L0 54V62L7 59Z\"/></svg>",
	"mask_w": 264,
	"mask_h": 264
}]
</instances>
